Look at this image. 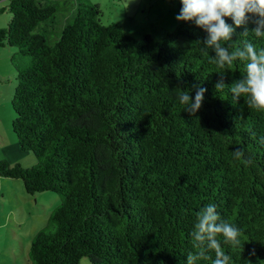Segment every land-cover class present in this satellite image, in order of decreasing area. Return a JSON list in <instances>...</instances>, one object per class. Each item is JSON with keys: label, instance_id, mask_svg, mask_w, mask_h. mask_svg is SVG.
Wrapping results in <instances>:
<instances>
[{"label": "trees", "instance_id": "obj_1", "mask_svg": "<svg viewBox=\"0 0 264 264\" xmlns=\"http://www.w3.org/2000/svg\"><path fill=\"white\" fill-rule=\"evenodd\" d=\"M69 3L0 6L11 14L0 46L11 49L15 75L12 130L35 157L29 167L0 158V176L20 178L27 193L59 196L23 264H79L82 256L91 264H187L197 251L196 214L209 203L241 230L243 247L222 243L232 264H264V112L227 88L216 92L221 70L210 63L214 52L202 51L206 32L177 20L159 36L133 37L119 21L102 23L88 0H75L72 18L55 29ZM181 7L178 0L176 15ZM243 30L225 46L264 47ZM244 73L236 61L225 83ZM193 85L207 89L195 116L178 99ZM236 148L251 163L234 159Z\"/></svg>", "mask_w": 264, "mask_h": 264}, {"label": "clouds", "instance_id": "obj_2", "mask_svg": "<svg viewBox=\"0 0 264 264\" xmlns=\"http://www.w3.org/2000/svg\"><path fill=\"white\" fill-rule=\"evenodd\" d=\"M178 21H190L204 30L206 36L200 40L204 45L202 51L211 49L214 52L210 63L221 70L214 88L216 92H223L226 88L231 92L234 100L241 97L250 109L264 112V47L257 49L251 41H244L242 47L232 50L225 46L233 39L237 28H243V34L251 31L256 37L264 38V0H180ZM232 20L229 24L228 19ZM255 25L251 30L247 25ZM236 61L244 62L245 73L231 85L225 83V73L231 69ZM195 90L194 99L191 92ZM206 88L193 85L187 91H180L179 102L190 115L201 109ZM264 144V136L260 137ZM233 158L244 164L251 163L245 156L243 148H236ZM193 239L195 253L187 255V264H197L198 261H211V264H232V257L224 251L223 244L231 248H241V230L233 223L222 219L215 204L209 203L196 214V222L190 233ZM223 237V241L218 239ZM214 252V258L210 253ZM251 255H255L253 250Z\"/></svg>", "mask_w": 264, "mask_h": 264}, {"label": "rangeland", "instance_id": "obj_3", "mask_svg": "<svg viewBox=\"0 0 264 264\" xmlns=\"http://www.w3.org/2000/svg\"><path fill=\"white\" fill-rule=\"evenodd\" d=\"M97 4L102 23L119 21L123 30L133 36L145 33L159 36L163 30H172L177 22L178 0H88ZM5 0H0V6ZM75 10V0H70L66 10L57 13L55 29ZM7 10L0 12V27L6 26L10 17ZM54 39V34H50ZM9 47L0 46L1 58H8ZM7 60V59H6ZM3 64H6V68ZM9 60L0 61V158L10 163L19 162L29 167L35 162L33 153L20 149L11 121L14 112L11 96L15 87L14 74ZM59 202L57 193L42 191L27 193L20 178L0 176V264H23L28 258L31 236L49 220V216ZM79 264H91L88 257L82 256Z\"/></svg>", "mask_w": 264, "mask_h": 264}, {"label": "crops", "instance_id": "obj_4", "mask_svg": "<svg viewBox=\"0 0 264 264\" xmlns=\"http://www.w3.org/2000/svg\"><path fill=\"white\" fill-rule=\"evenodd\" d=\"M10 51H11V49L9 48V51L7 52V53H8V58H6L7 60H9V54H10ZM6 59L3 57V58H1L0 61H3V62L6 63V61H7ZM9 63H10V60H9ZM3 65H4V67L6 68V64H3ZM10 65H11V63H10ZM11 68H12V70H9V71H10V73H13V74H14V69H13L12 65H11ZM0 74H2L1 71H0ZM26 260H27V258L24 259V262H25Z\"/></svg>", "mask_w": 264, "mask_h": 264}]
</instances>
